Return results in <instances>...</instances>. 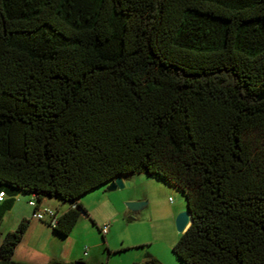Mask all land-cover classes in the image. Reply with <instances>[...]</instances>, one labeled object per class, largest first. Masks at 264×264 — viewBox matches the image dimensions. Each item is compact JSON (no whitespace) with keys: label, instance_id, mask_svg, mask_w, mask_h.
Segmentation results:
<instances>
[{"label":"trees","instance_id":"16d2710c","mask_svg":"<svg viewBox=\"0 0 264 264\" xmlns=\"http://www.w3.org/2000/svg\"><path fill=\"white\" fill-rule=\"evenodd\" d=\"M134 174L183 196L180 264H264V0H0V214L74 204L46 224L64 238Z\"/></svg>","mask_w":264,"mask_h":264},{"label":"rangeland","instance_id":"374dc122","mask_svg":"<svg viewBox=\"0 0 264 264\" xmlns=\"http://www.w3.org/2000/svg\"><path fill=\"white\" fill-rule=\"evenodd\" d=\"M121 181L122 189L107 192L104 186L84 194L79 202L95 227L80 215L68 237L63 239L54 237L45 226L48 214L64 210L68 203L45 197L38 208L42 221L35 220L40 227L23 241L29 251L21 254L23 258H18L15 253L11 260L43 264L45 255L63 253L64 257L69 251L75 262L80 258L85 264H130L131 261L142 264L145 255L165 264H174L171 247L180 234L175 230L174 221L185 208L180 191L161 179L144 174L130 175ZM17 197L15 207L17 205L21 213L34 221L31 209L26 205L28 195ZM128 203H142V206L130 210L126 206ZM12 215L0 225V233L11 225ZM103 224L107 225L104 242L98 232Z\"/></svg>","mask_w":264,"mask_h":264},{"label":"crops","instance_id":"0c3cea01","mask_svg":"<svg viewBox=\"0 0 264 264\" xmlns=\"http://www.w3.org/2000/svg\"><path fill=\"white\" fill-rule=\"evenodd\" d=\"M122 179V178H121ZM106 185L107 184H105L104 186L106 187ZM104 186H101V187H104ZM101 187H99V188H96L95 190H98V189H100ZM95 190H93V191H95ZM90 192H92V191H90ZM22 195H24V194H19V193H17L16 195L15 194H13V193H9L7 196V198H13L14 200H13V202H12V204H11V207L9 208V210H7V211H5V212H3V213H1L0 214V225L2 224V222L6 219V218H8L11 214H13L12 215V223H11V225H9L8 227H6L3 231H2V233H0V242H1V240H2V237L4 236V234L5 233H7V232H9V231H12L14 228H15V226L18 224V222L20 221V220H22V219H25V220H27L28 221V226H27V229H26V231H25V233H24V235H23V237H22V239H21V241L16 245V247L14 248V250H13V253H12V256H11V259H13V256L15 255V253H16V256L18 255L19 257L18 258H23V257H20L21 256V254H24V253H26L27 251H29L28 250V248H29V246H27V243H25V244H23V241H25V239L28 237V234H33L35 231H36V229H37V227H40V226H38V224L36 223V221L34 220V221H32L31 219L29 220L28 219V216L27 215H25L24 213H21L20 212V209L17 207V205H16V207H15V199L17 200V196H22ZM82 197V196H81ZM80 197V198H81ZM30 198V196H28V198H27V200ZM80 198L76 201L77 203H79L80 205H82L80 202H79V200H80ZM43 199L44 198H42L41 199V201H40V203H39V206L40 205H42V203H43ZM26 200V201H27ZM16 204H17V201H16ZM83 207V206H82ZM71 208H74V204H71V205H68V204H66V208L64 209V210H58V211H55V217H58L60 214H62V213H64L65 211H67L68 209H71ZM84 208V207H83ZM85 209V208H84ZM16 210V212H14ZM88 214V213H87ZM88 217H89V215H88ZM90 218V217H89ZM78 219H79V217H78ZM77 219V220H78ZM91 219V218H90ZM77 222V221H76ZM76 224V223H75ZM74 224V225H75ZM94 224V223H93ZM104 225V224H103ZM102 226V225H101ZM48 230H50V232H51V234L54 236V237H58V238H60V239H63V238H61V237H59V236H57V235H55L52 231H51V228L50 227H48V226H45ZM74 227V226H73ZM73 227H72V229H73ZM94 227H95V225H94ZM71 229V230H72ZM71 232V231H70ZM107 234V233H106ZM69 235V234H68ZM68 235L66 236V237H68ZM66 237H64V238H66ZM103 242H104V236H103ZM63 253H61L60 255H58V256H53V255H45V257H47L46 259H45V261H44V263L43 264H49V262H51V261H59V262H61V263H64V264H72L73 262H75L74 261V258L73 257H71V254H70V252L68 251L66 254H65V258L63 257ZM174 257V256H173ZM147 259H152V260H154L155 262H157L158 264H165V263H163L162 261H160V260H158V258H153V257H150V256H148V255H145L144 257H143V261H142V264H145V261L147 260ZM19 260V259H18ZM174 261L175 262H173L174 264H180L175 258H174ZM16 262H19V261H16ZM77 262H80V263H82V264H85V263H83L82 261H81V259L80 258H77ZM130 264H137L135 261H131L130 262Z\"/></svg>","mask_w":264,"mask_h":264},{"label":"water","instance_id":"95a60500","mask_svg":"<svg viewBox=\"0 0 264 264\" xmlns=\"http://www.w3.org/2000/svg\"><path fill=\"white\" fill-rule=\"evenodd\" d=\"M122 188H123V184L121 181V177L116 176L110 182L107 183L105 187V191L111 192V191H115L116 189H122ZM126 206L128 209L134 210L142 206V203H128L126 204ZM189 223H190V216L187 213V211L184 210L183 212L179 213L175 218L174 225L176 232L180 234L183 233L187 229ZM72 264H82V263L73 262Z\"/></svg>","mask_w":264,"mask_h":264},{"label":"built area","instance_id":"2783aa9c","mask_svg":"<svg viewBox=\"0 0 264 264\" xmlns=\"http://www.w3.org/2000/svg\"><path fill=\"white\" fill-rule=\"evenodd\" d=\"M4 198L3 193L0 192V201ZM16 200V199H15ZM26 205L31 209V218L36 220V221H42V216L40 213H38V208H39V204H36V202L34 201V199L32 197H30L27 201H26ZM45 213L44 211H41V213ZM55 212L53 213H49L48 214V221L47 223H51L52 219L55 218ZM99 234L103 237L106 235L107 233V225H102L99 229H98ZM83 255H85V252L83 253Z\"/></svg>","mask_w":264,"mask_h":264}]
</instances>
